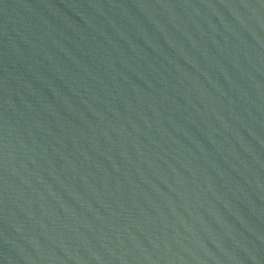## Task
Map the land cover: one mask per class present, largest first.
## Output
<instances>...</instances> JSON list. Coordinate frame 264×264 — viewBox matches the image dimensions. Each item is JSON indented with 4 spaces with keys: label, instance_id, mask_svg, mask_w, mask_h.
<instances>
[{
    "label": "water",
    "instance_id": "1",
    "mask_svg": "<svg viewBox=\"0 0 264 264\" xmlns=\"http://www.w3.org/2000/svg\"><path fill=\"white\" fill-rule=\"evenodd\" d=\"M0 264H264V0H0Z\"/></svg>",
    "mask_w": 264,
    "mask_h": 264
}]
</instances>
